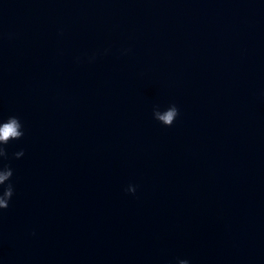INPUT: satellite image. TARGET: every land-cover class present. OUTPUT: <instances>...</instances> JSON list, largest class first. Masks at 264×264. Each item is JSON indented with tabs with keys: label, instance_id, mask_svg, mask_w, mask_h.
I'll list each match as a JSON object with an SVG mask.
<instances>
[{
	"label": "water",
	"instance_id": "1",
	"mask_svg": "<svg viewBox=\"0 0 264 264\" xmlns=\"http://www.w3.org/2000/svg\"><path fill=\"white\" fill-rule=\"evenodd\" d=\"M8 114L0 264H264V0H0Z\"/></svg>",
	"mask_w": 264,
	"mask_h": 264
},
{
	"label": "clouds",
	"instance_id": "2",
	"mask_svg": "<svg viewBox=\"0 0 264 264\" xmlns=\"http://www.w3.org/2000/svg\"><path fill=\"white\" fill-rule=\"evenodd\" d=\"M179 109L175 103H170L167 106V115L165 121L161 122L157 119L159 112H156L153 116L163 125H171L177 117ZM25 129L21 118L16 114L0 115V209H5L9 206V202L12 199L15 192V185L12 177L14 169L7 163L8 153L5 145L10 141L18 140L24 135ZM24 149L20 148L12 155L16 158L23 156ZM136 185L128 184L126 191L135 192ZM177 264H190V260L187 258H178Z\"/></svg>",
	"mask_w": 264,
	"mask_h": 264
}]
</instances>
